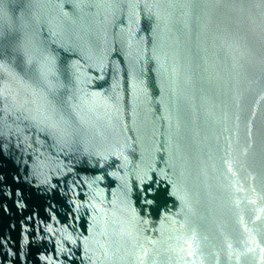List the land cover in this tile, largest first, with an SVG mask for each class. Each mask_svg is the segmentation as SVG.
<instances>
[{
    "label": "water",
    "instance_id": "obj_1",
    "mask_svg": "<svg viewBox=\"0 0 264 264\" xmlns=\"http://www.w3.org/2000/svg\"><path fill=\"white\" fill-rule=\"evenodd\" d=\"M0 264H264V0H0Z\"/></svg>",
    "mask_w": 264,
    "mask_h": 264
}]
</instances>
